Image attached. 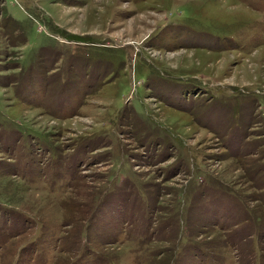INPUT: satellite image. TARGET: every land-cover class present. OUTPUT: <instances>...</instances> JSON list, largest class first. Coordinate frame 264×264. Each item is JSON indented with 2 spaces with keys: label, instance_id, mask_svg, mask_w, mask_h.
Masks as SVG:
<instances>
[{
  "label": "rangeland",
  "instance_id": "374dc122",
  "mask_svg": "<svg viewBox=\"0 0 264 264\" xmlns=\"http://www.w3.org/2000/svg\"><path fill=\"white\" fill-rule=\"evenodd\" d=\"M0 264H264V0H0Z\"/></svg>",
  "mask_w": 264,
  "mask_h": 264
}]
</instances>
